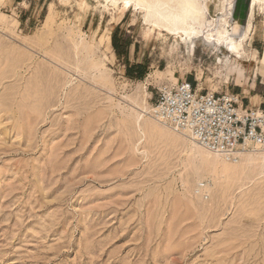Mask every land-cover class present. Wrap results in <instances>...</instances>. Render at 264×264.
<instances>
[{"label":"rangeland","instance_id":"1","mask_svg":"<svg viewBox=\"0 0 264 264\" xmlns=\"http://www.w3.org/2000/svg\"><path fill=\"white\" fill-rule=\"evenodd\" d=\"M200 2L190 38L136 0H0V264H264V148L226 162L152 113L259 61L264 0Z\"/></svg>","mask_w":264,"mask_h":264},{"label":"built area","instance_id":"2","mask_svg":"<svg viewBox=\"0 0 264 264\" xmlns=\"http://www.w3.org/2000/svg\"><path fill=\"white\" fill-rule=\"evenodd\" d=\"M152 113L233 163L248 151L264 148V108L244 106L236 93L205 92L182 80L158 89Z\"/></svg>","mask_w":264,"mask_h":264},{"label":"bare ground","instance_id":"3","mask_svg":"<svg viewBox=\"0 0 264 264\" xmlns=\"http://www.w3.org/2000/svg\"><path fill=\"white\" fill-rule=\"evenodd\" d=\"M257 1L261 0H253V5ZM172 3H174V5H172ZM201 3L200 0H136L137 5H143L147 9L146 20L148 22H152L159 28H163L170 33H181L190 38L193 36H200V34L203 33V27H205L204 22L206 21V13ZM193 23H196L198 27H194ZM247 30H249V26L247 27ZM247 34L248 31H246L245 37ZM206 35L209 39L216 41L217 43H228L235 55H238L241 51L242 41L237 40L234 37H228L227 31L224 27L218 31L216 37L212 33ZM155 119L158 120L157 118ZM159 121L163 122L161 120H158V122ZM184 133L189 134L188 132ZM200 146L204 148L202 145ZM214 154L217 155V157L224 159L226 162H230L219 154Z\"/></svg>","mask_w":264,"mask_h":264},{"label":"crops","instance_id":"4","mask_svg":"<svg viewBox=\"0 0 264 264\" xmlns=\"http://www.w3.org/2000/svg\"><path fill=\"white\" fill-rule=\"evenodd\" d=\"M111 41H113V34ZM252 42L253 50L259 53V61L253 58L251 60V65L247 66V64H245L246 66H244L242 72H240L238 76L240 81L236 83V86L229 92L239 94L244 106H258L264 108V37L256 38L254 36ZM139 64L140 63H137L136 65ZM132 67H135V74L145 68L144 64H142L141 67L130 65V68Z\"/></svg>","mask_w":264,"mask_h":264},{"label":"trees","instance_id":"5","mask_svg":"<svg viewBox=\"0 0 264 264\" xmlns=\"http://www.w3.org/2000/svg\"><path fill=\"white\" fill-rule=\"evenodd\" d=\"M113 46H114V48L117 50L118 54H120L119 47H118V45H117V43H116L115 40H113ZM122 54H124V53H122ZM134 66H140V67H141L142 64L134 65ZM144 67H145V66H144ZM134 68H135V67H134ZM134 68L132 67V68H130V69L127 71V75H128L129 77L143 78V77L145 76V73L147 72V71L145 70V68H143L139 73H136V74L133 73V70H132V69H134Z\"/></svg>","mask_w":264,"mask_h":264}]
</instances>
